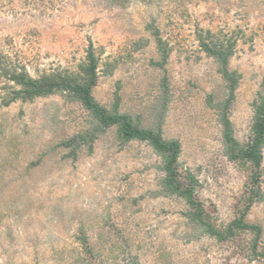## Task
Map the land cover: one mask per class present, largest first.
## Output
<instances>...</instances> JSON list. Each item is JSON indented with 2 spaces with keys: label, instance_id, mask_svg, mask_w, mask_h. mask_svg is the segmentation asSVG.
Returning <instances> with one entry per match:
<instances>
[{
  "label": "rangeland",
  "instance_id": "obj_1",
  "mask_svg": "<svg viewBox=\"0 0 264 264\" xmlns=\"http://www.w3.org/2000/svg\"><path fill=\"white\" fill-rule=\"evenodd\" d=\"M201 39L233 42L227 68L240 77L227 107ZM89 41L115 64L94 99L109 107L118 87L121 112L179 140V167L196 176L209 223L224 230L243 213L252 227L205 232L182 197L163 192L161 155L146 141L121 143L115 126L72 156L62 142L93 127L82 104L53 92L4 105L0 77V264H264V148L252 185L250 165L225 154L217 117L224 106L247 142L264 91V0H0L4 64L33 76L75 70Z\"/></svg>",
  "mask_w": 264,
  "mask_h": 264
},
{
  "label": "trees",
  "instance_id": "obj_2",
  "mask_svg": "<svg viewBox=\"0 0 264 264\" xmlns=\"http://www.w3.org/2000/svg\"><path fill=\"white\" fill-rule=\"evenodd\" d=\"M157 49L163 67L168 57V50L164 46L160 36L155 32ZM201 48L213 56L220 64V72L226 80L228 95L225 102L227 107L233 97L239 79V74L227 68V59L232 54L233 42L204 41L201 39ZM115 67L110 61L102 60L91 41L85 50L84 58L77 64L75 70H53L43 72L36 76L29 74L23 66H9L0 61V77L4 79L5 93L1 96V102L7 105L15 100H32L35 97L51 94L53 92L65 93L69 97L78 100L89 112L93 121V127L87 134L77 133L62 144L70 148L72 156L75 149L88 145L92 140L110 126H115L117 137L121 143L132 139L148 142L152 148L161 155L162 171L161 187L166 194H176L182 197L190 206L189 217L204 226V231L218 239H224L236 233L238 229L252 227L244 222V214L235 218L226 229H217L206 219V213L202 203L197 200L195 186L196 176L190 171H182L179 167L178 157L180 142L176 138L166 139L162 136L161 124L157 122L148 127H142L138 116L121 112L120 94L117 87L113 92V100L109 107L98 103L93 95L92 88L96 84L100 74H110ZM161 89L168 95L166 76L161 80ZM167 100V99H166ZM210 101V100H209ZM224 106L218 111V121L221 126L222 143L224 152L230 160L241 164H249L251 168V184L254 185L262 164V151L264 148V91H258L252 101V120L250 125V137L244 144L239 143L234 137L232 123L224 110ZM226 109V108H225ZM98 131V132H97ZM258 231V227L253 226Z\"/></svg>",
  "mask_w": 264,
  "mask_h": 264
}]
</instances>
